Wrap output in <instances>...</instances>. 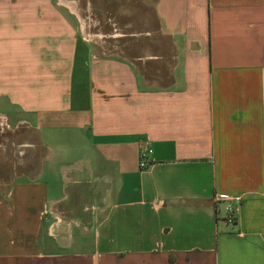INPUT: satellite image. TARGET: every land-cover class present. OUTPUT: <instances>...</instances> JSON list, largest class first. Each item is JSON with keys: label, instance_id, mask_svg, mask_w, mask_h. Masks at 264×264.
Wrapping results in <instances>:
<instances>
[{"label": "crops", "instance_id": "1", "mask_svg": "<svg viewBox=\"0 0 264 264\" xmlns=\"http://www.w3.org/2000/svg\"><path fill=\"white\" fill-rule=\"evenodd\" d=\"M45 1L0 0V264H264V0Z\"/></svg>", "mask_w": 264, "mask_h": 264}, {"label": "rangeland", "instance_id": "2", "mask_svg": "<svg viewBox=\"0 0 264 264\" xmlns=\"http://www.w3.org/2000/svg\"><path fill=\"white\" fill-rule=\"evenodd\" d=\"M57 2V0H51V1H45V5L51 3V5H55ZM59 3L61 5H63L65 8H75L76 10H78L80 12L81 15V20L83 21V8H84V0H76V1H69V0H59ZM47 6H45L46 8ZM64 7L59 6V8L61 9H65ZM92 9L94 12H96V9L99 11L100 9H104V7L102 6V4H100V2H92ZM98 14V12H97ZM104 17H100L98 18V24H100L104 29H107L109 26L108 24H112L115 27H121V23L124 20V22H131V18L128 17H121V16H117V14H115V12L110 16V15H103ZM128 18V19H127ZM107 20V22L105 21ZM132 23V22H131ZM83 24V22H82ZM116 24V25H115ZM108 26V27H107ZM108 30V29H107Z\"/></svg>", "mask_w": 264, "mask_h": 264}, {"label": "built area", "instance_id": "3", "mask_svg": "<svg viewBox=\"0 0 264 264\" xmlns=\"http://www.w3.org/2000/svg\"><path fill=\"white\" fill-rule=\"evenodd\" d=\"M151 154L150 149H143L140 152V161H139V166L140 168H146L149 166L150 161H149V155ZM216 201H224L226 202L225 206V215H224V220L227 224H235L236 218H237V209L233 208L229 203H228V198L226 196L220 195L218 198H216Z\"/></svg>", "mask_w": 264, "mask_h": 264}]
</instances>
